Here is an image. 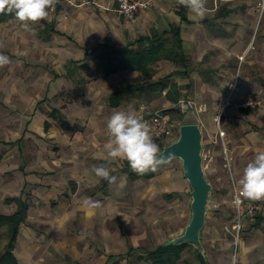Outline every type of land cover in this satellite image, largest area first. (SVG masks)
Returning a JSON list of instances; mask_svg holds the SVG:
<instances>
[{"label": "crops", "instance_id": "1", "mask_svg": "<svg viewBox=\"0 0 264 264\" xmlns=\"http://www.w3.org/2000/svg\"><path fill=\"white\" fill-rule=\"evenodd\" d=\"M69 1L38 23L16 18L0 23V53L10 59L0 66V89L10 86L0 98L6 122L5 127L0 123V215L12 216L18 209L7 200L28 205L13 250L18 264H150L146 254L180 236L187 225L181 218L187 182L172 160L143 175L126 159L109 164L107 122L117 111L150 118L176 110L181 100L196 104L194 117L215 121L237 74L234 99L257 96L264 102L260 0H206L203 18L177 0H154L131 21L115 12L119 0ZM175 29L184 66L160 61L150 79L130 70L106 74L120 50L140 38H171ZM8 94L19 102L7 103ZM115 94L118 106L111 105ZM7 105L19 116L16 130L7 127L1 111ZM224 115L238 130V141H231L228 131L227 141L234 153L245 154V168L264 151V107L246 113L228 108ZM170 120L175 129L183 124ZM154 141L160 150L171 144ZM232 162L238 187L243 173L234 155ZM100 165L114 169L115 183L91 171ZM229 195L233 220L206 246V264H264V207L253 219H242L237 235L231 188ZM256 203L264 206V200L245 198L242 215ZM9 241L10 227L4 226L0 255ZM188 250L177 264H203Z\"/></svg>", "mask_w": 264, "mask_h": 264}, {"label": "clouds", "instance_id": "2", "mask_svg": "<svg viewBox=\"0 0 264 264\" xmlns=\"http://www.w3.org/2000/svg\"><path fill=\"white\" fill-rule=\"evenodd\" d=\"M189 13L203 18L207 12L206 0H177ZM58 0H0V14H14L25 24L38 23L46 19ZM4 44L0 42V48ZM10 63L7 55L0 53V66ZM110 137L108 144L109 164L116 159H126L138 175L155 172L165 163L160 156V146L154 141L150 124L137 116L133 110L114 112L107 122ZM91 171L103 180L113 184L117 177L111 175L114 169L107 165L93 166ZM236 203L240 197L264 200V151H259L243 170L237 181Z\"/></svg>", "mask_w": 264, "mask_h": 264}, {"label": "rangeland", "instance_id": "3", "mask_svg": "<svg viewBox=\"0 0 264 264\" xmlns=\"http://www.w3.org/2000/svg\"><path fill=\"white\" fill-rule=\"evenodd\" d=\"M257 12H258V16H260L261 12H260V7L258 5H257ZM259 12H260V14H259ZM263 13H264V11L262 12V14ZM55 14L56 13L50 14L51 15L50 17H53V15H55ZM263 16H264V14H263ZM235 79H238V81H239L238 74L231 81V84ZM230 85H229V87H230ZM1 88H4V89H0V98H3L2 91L6 92V93L9 92L10 86L6 84L5 86H1ZM12 89H13V87H12ZM6 98L8 99L6 102L10 103V104H12V103L15 104V102H19L17 100L11 101L9 94L6 95ZM13 98H15V97H13ZM245 98H254V99L259 100L257 98V96H248ZM236 100H240V99H234V101H236ZM223 101H224V98H223ZM259 101L261 102V100H259ZM261 103H262V107H264V102L262 101ZM222 106H223V102H222ZM222 106H221V108H222ZM11 109H13V107H9L7 105V107H4V109H1V111L5 115V120L7 121V127L8 126L14 127L16 130L17 128H19L18 121H17L19 116L14 115L13 113H16V112L11 111ZM232 109H233V107H232ZM257 109L260 110L261 108L258 107ZM225 111L223 112L222 116L219 115V113H220L219 112L216 115L217 117H215V121L213 120L212 122L209 121V119L205 116L204 117L203 116L194 117L193 113H190L188 116L185 115V116H183V118L180 117L178 119V121L182 122L183 124H199V125H201L202 144H203V167H204L206 178H207L209 184L211 185V193H210V198H209V203H208V212H207V216H206V223H205V227L201 233V240H202V244H203L205 250H206V246H208L210 248L211 238L216 240V239H218V237H220V234L223 235L225 233L224 231H222L224 224L230 223L233 220V211L229 207L230 206L229 205V202H230L229 189L231 188V191L233 189L232 179L235 182L234 169H233L234 167H233V162H232L231 172H229L228 169L225 168L222 155H221V157H219L218 148L220 147V145L216 141V133H217V129H218L217 125L220 124V128L226 133L225 142L228 145V148L232 150L233 147H231L227 141V137H228L227 131H228V134H229L231 141L232 140L238 141V136H237L238 130L236 128L231 127V125H228V123H226V119H228V118H226L224 115ZM232 112H234V111H232ZM232 114H234V113H232ZM217 120H218V122L216 123ZM0 123H2L5 127L6 122L3 120L2 116H0ZM2 124H0V126ZM24 124H25V121L22 122V126ZM234 156H235V159H239V162H238L239 172L243 173L242 171H243L244 166H245L244 164H246V162H244L245 154L243 156L238 155L237 150H236V153H234ZM221 158H222V160H221ZM174 162H176L175 164H178V166L180 167V170L182 172V167H181L180 161H177V160L171 161L172 164ZM235 184H236V182H235ZM181 200H182L181 201L182 222L187 221V224H188V222L190 220V204H191L190 188L188 186V183H186V190H185L184 195L181 198ZM182 233H181V235H182ZM187 255H190L191 258H192V256L194 258L197 257L196 252L190 247H189ZM204 259L206 262L208 261L207 251H206Z\"/></svg>", "mask_w": 264, "mask_h": 264}, {"label": "trees", "instance_id": "4", "mask_svg": "<svg viewBox=\"0 0 264 264\" xmlns=\"http://www.w3.org/2000/svg\"><path fill=\"white\" fill-rule=\"evenodd\" d=\"M15 18L14 14H0V23L11 22ZM171 38L155 37V38H140L133 46L120 50L115 63L108 62L107 75L120 71L130 70L140 73L143 77L150 79L154 71L152 67L156 66L160 61H170L175 65H185L186 60L182 51V42L180 32L175 29L171 32ZM118 94L113 95L110 99L112 106H118L120 100ZM252 110L244 111L249 112ZM165 115L172 118H183L181 113L176 109L163 112ZM167 145H162L163 149ZM1 159V154H0ZM6 203H17L18 209L12 216L0 215V228L4 226L10 227V241L5 246L4 252L0 255V264H18L13 255L15 240L18 234L20 225L26 218L28 205L22 199L7 200ZM189 248L188 246H159L155 251L146 254V261L150 264H177L183 251ZM203 264L206 261L197 256Z\"/></svg>", "mask_w": 264, "mask_h": 264}, {"label": "water", "instance_id": "5", "mask_svg": "<svg viewBox=\"0 0 264 264\" xmlns=\"http://www.w3.org/2000/svg\"><path fill=\"white\" fill-rule=\"evenodd\" d=\"M160 156L165 162L180 161L182 175L190 188L191 198L190 220L182 235L169 240L164 246H188L196 252L197 256L204 259L206 250L202 244L201 233L206 223L211 185L203 167L201 125H181L178 129L177 139L164 147Z\"/></svg>", "mask_w": 264, "mask_h": 264}, {"label": "built area", "instance_id": "6", "mask_svg": "<svg viewBox=\"0 0 264 264\" xmlns=\"http://www.w3.org/2000/svg\"><path fill=\"white\" fill-rule=\"evenodd\" d=\"M63 2H67L71 4L69 0H58L55 8L50 10V14H54L58 11L59 7ZM154 0H119L118 6L115 12L126 21H131L135 18V16L143 11H147L153 5ZM260 11H264V0H260L259 2ZM238 79H235L228 90L224 95L223 106L220 110L219 115L222 116L223 112L228 109L232 108L236 111H246V110H254L258 107H262V103L254 98H246L234 101L235 96L238 93ZM177 110L186 115L193 111H196V104L191 101L181 100L178 102L176 106ZM141 119L147 121L152 129V134L154 140L158 142H170L173 143L178 136V128L175 129V126L172 124L170 117L165 115L163 112H157L152 117L146 118L142 114L139 116ZM218 120L216 121V123ZM217 133H216V141L219 143L221 148V155L224 161L225 168L231 172V166L233 161V151L228 148V145L225 142L226 133L220 128V124L217 125ZM231 174V173H230ZM232 205L237 211V220L234 226L235 232L238 233L241 230L242 219L244 217H248V219H253L257 214L263 211V205L256 203L252 204L248 210L246 211L245 216L242 215V207L244 205L243 197H240V203L237 204L236 196L238 195L237 186L232 179Z\"/></svg>", "mask_w": 264, "mask_h": 264}]
</instances>
